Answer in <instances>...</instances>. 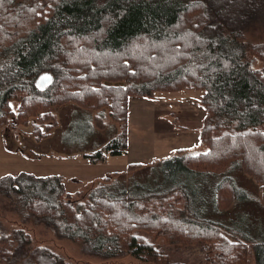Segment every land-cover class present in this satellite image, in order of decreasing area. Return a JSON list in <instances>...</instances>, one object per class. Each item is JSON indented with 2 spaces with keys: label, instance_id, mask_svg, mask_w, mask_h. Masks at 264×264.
<instances>
[{
  "label": "trees",
  "instance_id": "16d2710c",
  "mask_svg": "<svg viewBox=\"0 0 264 264\" xmlns=\"http://www.w3.org/2000/svg\"><path fill=\"white\" fill-rule=\"evenodd\" d=\"M263 21L264 0H0L3 130L32 123L42 141L56 126L55 109L69 103L107 108L121 132L87 155L99 163L127 153L133 96L200 91L206 111L200 132L206 151L179 150L161 162L168 172L175 166L173 178L148 188L98 187L89 194L94 198L78 203L61 177L22 173L0 179V196L22 225L45 226L80 248L88 259L83 264L127 256L161 262L169 256L157 242L204 244V264H264V219L246 227L226 224L231 216L218 219L238 211L231 212L239 202L232 171L258 183L264 201V43L253 42L250 31ZM44 75L52 82L41 88ZM178 169L214 182V221L190 210ZM0 264L76 262L35 244L22 226L5 231L0 223Z\"/></svg>",
  "mask_w": 264,
  "mask_h": 264
},
{
  "label": "rangeland",
  "instance_id": "374dc122",
  "mask_svg": "<svg viewBox=\"0 0 264 264\" xmlns=\"http://www.w3.org/2000/svg\"><path fill=\"white\" fill-rule=\"evenodd\" d=\"M181 28L184 31L186 27L183 25ZM250 31H252L253 42L264 43V21ZM166 49H161V51ZM258 61L259 59L254 57L251 60V66L256 68ZM202 95L203 92L200 91L185 90L177 93H157L154 98L131 97L128 105L130 115L128 117L127 153L122 156H107L103 162L99 163H92L87 158V155L90 154L88 151L102 149L108 141L113 139L115 133L113 127L104 122L101 123L96 118L104 116L98 112L103 108L87 110L78 104L69 103L73 106L78 105L82 109L79 112L78 110L74 111L67 117L57 115L61 107L55 109L56 126L49 137L42 141L37 140L33 134L32 123L10 129L8 132L0 128V179L8 176L15 177L22 173L41 178L59 176L65 183L66 192L71 195L72 200L79 203L94 198L89 194L98 187L110 185L112 188H116L119 186L118 180L121 177H126L124 184L127 186L142 184L144 188L158 184L164 179L173 178L175 166L172 165L168 172L163 169L165 165H162L161 162L174 156L175 152L178 155L179 150H183L184 154L191 156H197L206 151V148L200 145V132L206 116V111L200 103ZM13 107L16 110L15 104ZM91 116H96L94 124L90 121ZM69 119H72V122H68ZM112 121L119 123L114 119ZM49 123L47 122L45 125L47 126ZM40 125L44 126L41 122ZM129 148L131 153L128 152ZM128 159L131 161L129 162ZM138 162L144 167L142 170L135 171L131 177L134 168L131 164L136 165ZM178 170L180 171V169ZM239 172L242 171L231 172L232 175L236 173L238 176L236 187L239 191V202L231 209L232 211L230 210L231 212L238 211L235 214L218 217V219L225 221L231 216L232 219L226 224L238 227H246L250 224L260 226L261 220L264 219L263 214H260L264 210L260 185L251 177ZM196 176V178H190L180 171L179 175H176L178 185L179 181L183 179L189 195L187 197L194 204L190 210L214 221L215 211L211 196L214 182L209 185L204 175ZM218 181L219 179H216V182ZM181 190L186 192L183 188ZM224 213L227 214L228 211ZM20 220L11 202L0 196V223L4 226L5 231H12L22 226L32 235L35 244L49 247L54 253L67 257L76 264L88 261L82 257L80 248L70 242L58 240L49 228L33 224L22 225ZM157 245L169 258L165 257L161 262L155 260L142 262L127 256L107 262L90 260L89 263L204 264L205 258L208 256L204 244L176 246L157 242Z\"/></svg>",
  "mask_w": 264,
  "mask_h": 264
},
{
  "label": "crops",
  "instance_id": "0c3cea01",
  "mask_svg": "<svg viewBox=\"0 0 264 264\" xmlns=\"http://www.w3.org/2000/svg\"><path fill=\"white\" fill-rule=\"evenodd\" d=\"M75 105V104H74ZM75 106H77L78 108H74ZM75 106H73V105H70V104H66V105H64V106H62L59 110H58V113H57V115L59 116V117H62V115L64 116V117H67V116H69V115H71V114H73V112L75 111V112H77V110H78V112L79 111H81L80 109H82L80 106H78V105H75ZM107 111V112H106ZM99 112V114L100 115H104L102 118H98V117H96L101 123L102 122H104V123H106V124H108L109 126H111V127H113L114 128V130H115V133H114V135H113V139L121 132V125L119 124V123H116V122H114V121H112L113 119H112V116H111V113H110V111H108L107 110V108H104V109H102V110H100V111H98ZM106 113V114H105ZM90 115H93V114H90ZM129 115H130V113H129ZM94 116V115H93ZM93 116H91V119H90V121H91V123L92 124H94L95 123V117H93ZM129 117V116H128ZM68 122H72V119H69L68 120ZM94 131H95V129H94ZM128 137H129V128H128ZM111 141V140H110ZM110 141H108V143L110 142ZM107 143V144H108ZM100 150V149H99ZM98 150H92V151H88L90 154H88V155H91V154H94L95 152H97ZM128 152H130L131 153V151H130V148H129V151ZM128 161L130 162L131 160L130 159H128ZM132 166H134V168H133V170H132V174H131V177H133V175H134V173H135V171H139V170H142L143 169V165L141 164V163H137L136 165H140V166H136L135 164H131ZM125 181H126V177H121V179H119L118 180V183L119 184H124L125 183Z\"/></svg>",
  "mask_w": 264,
  "mask_h": 264
},
{
  "label": "water",
  "instance_id": "95a60500",
  "mask_svg": "<svg viewBox=\"0 0 264 264\" xmlns=\"http://www.w3.org/2000/svg\"><path fill=\"white\" fill-rule=\"evenodd\" d=\"M264 76V74H263ZM52 82V76L51 75H44L42 76L38 81V86L41 88L47 87Z\"/></svg>",
  "mask_w": 264,
  "mask_h": 264
}]
</instances>
